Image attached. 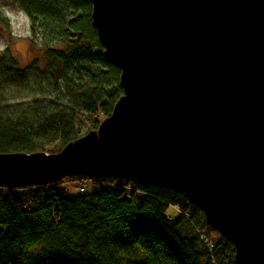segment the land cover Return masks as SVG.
I'll return each instance as SVG.
<instances>
[{
  "label": "water",
  "instance_id": "water-1",
  "mask_svg": "<svg viewBox=\"0 0 264 264\" xmlns=\"http://www.w3.org/2000/svg\"><path fill=\"white\" fill-rule=\"evenodd\" d=\"M122 95L57 153L0 152V186L119 178L173 190L264 264V0H90Z\"/></svg>",
  "mask_w": 264,
  "mask_h": 264
},
{
  "label": "trees",
  "instance_id": "trees-1",
  "mask_svg": "<svg viewBox=\"0 0 264 264\" xmlns=\"http://www.w3.org/2000/svg\"><path fill=\"white\" fill-rule=\"evenodd\" d=\"M15 2L42 55L21 68L8 50L1 52L0 97L13 80L31 78L41 92L44 84H62L70 98L68 109L50 110L37 123L0 110V152L57 153L81 136L75 111L90 116L92 128L111 114L123 94L120 71L106 60L90 0ZM76 178L94 186L71 192L65 178L0 187V264H235L231 242L173 190Z\"/></svg>",
  "mask_w": 264,
  "mask_h": 264
},
{
  "label": "rangeland",
  "instance_id": "rangeland-1",
  "mask_svg": "<svg viewBox=\"0 0 264 264\" xmlns=\"http://www.w3.org/2000/svg\"><path fill=\"white\" fill-rule=\"evenodd\" d=\"M40 47V40L32 38L28 16L19 9L15 0H0V54L8 50L17 64L23 68L35 58L41 57ZM43 87L45 89L41 92L42 89L34 86L31 78L25 79L24 82L13 80L0 97V110L25 116V118L27 116L29 121L37 123L50 110H56L59 107L69 108L67 102L70 95L62 84L52 89L48 84H44ZM75 116H77L76 127L80 135L94 129L91 127L93 121L90 116L81 110L75 111ZM102 119H104L103 116L97 118L98 124ZM71 189V192L75 191L74 187ZM212 236L215 235L212 234Z\"/></svg>",
  "mask_w": 264,
  "mask_h": 264
},
{
  "label": "built area",
  "instance_id": "built-area-1",
  "mask_svg": "<svg viewBox=\"0 0 264 264\" xmlns=\"http://www.w3.org/2000/svg\"><path fill=\"white\" fill-rule=\"evenodd\" d=\"M75 177V178H74ZM76 177H82V176H72V177H66V178H69L68 181H66V185L71 189V188H75V191L77 192H83L87 189H90L94 186V183L93 182H89V181H86V180H81L80 178H76ZM65 179V178H63ZM71 179V180H70ZM90 179V177H89ZM119 179V178H118ZM122 181H124L126 183V188H129V189H135L136 190V187L138 185L130 182V181H125L123 179H121ZM35 186H38V185H31L30 187H35ZM0 187H6V186H0ZM29 188V187H28ZM72 190V189H71ZM201 237L205 240V237L204 235H201Z\"/></svg>",
  "mask_w": 264,
  "mask_h": 264
}]
</instances>
